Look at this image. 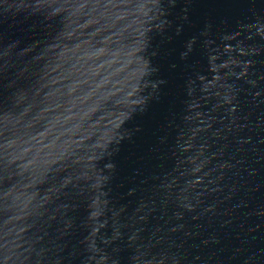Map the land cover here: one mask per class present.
Listing matches in <instances>:
<instances>
[{"label":"water","instance_id":"obj_1","mask_svg":"<svg viewBox=\"0 0 264 264\" xmlns=\"http://www.w3.org/2000/svg\"><path fill=\"white\" fill-rule=\"evenodd\" d=\"M0 264H264V0H0Z\"/></svg>","mask_w":264,"mask_h":264}]
</instances>
